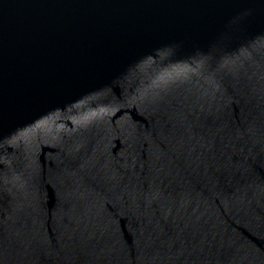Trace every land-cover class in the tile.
<instances>
[{"label": "water", "instance_id": "1", "mask_svg": "<svg viewBox=\"0 0 264 264\" xmlns=\"http://www.w3.org/2000/svg\"><path fill=\"white\" fill-rule=\"evenodd\" d=\"M0 264H264V0H0Z\"/></svg>", "mask_w": 264, "mask_h": 264}]
</instances>
